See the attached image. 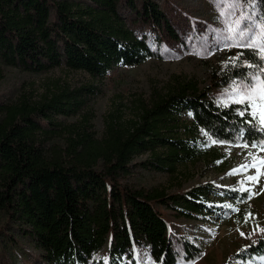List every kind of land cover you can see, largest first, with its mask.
I'll use <instances>...</instances> for the list:
<instances>
[{"label":"trees","instance_id":"1","mask_svg":"<svg viewBox=\"0 0 264 264\" xmlns=\"http://www.w3.org/2000/svg\"><path fill=\"white\" fill-rule=\"evenodd\" d=\"M121 4L137 19L175 35L154 0H0V66L32 73L65 67L102 79L115 66L156 57L147 39L120 17ZM249 5L264 19V0ZM234 76L222 73L213 85H226ZM94 89L56 84L35 98L22 94L0 103V213L6 224L20 226L47 264H142V251L153 264H181L172 229L156 204L196 217L211 209L204 196L210 182L185 195L136 188L124 181L133 159L149 153L142 165L175 172L207 153L197 131L253 145L264 137L260 120L248 104L220 105L187 87L141 104L131 120L111 117L101 137L85 114L70 124L59 120L79 114ZM184 112L190 126L180 120ZM229 190L225 197L234 199ZM247 196L242 192L237 199ZM181 247L184 262L202 255L187 238ZM257 258H264V232L222 264Z\"/></svg>","mask_w":264,"mask_h":264},{"label":"rangeland","instance_id":"2","mask_svg":"<svg viewBox=\"0 0 264 264\" xmlns=\"http://www.w3.org/2000/svg\"><path fill=\"white\" fill-rule=\"evenodd\" d=\"M154 1L169 20L174 36L162 27L137 19L125 4L119 5L118 13L130 28L147 39L157 52L156 57L131 67L115 66L102 79L65 67L32 73L0 66V103L15 101L22 94L35 98L56 84L71 87L93 84L94 93L82 111L75 116L59 117V120L70 124L80 121L85 114L90 118L91 130L101 137L111 117L131 120L137 116L141 104H148L157 96L181 87L196 89L214 102L225 105L237 103L235 101L245 86L264 82V60L260 54L251 48L229 46L233 41L227 38L230 35L228 24L235 20H241L243 24L245 16H251L250 23L254 25L247 31L255 32L258 37L264 33V19L256 17L249 0ZM257 43H264V40ZM226 72L235 74V79L226 85L214 86L217 76ZM180 120L187 126L191 124V118L185 112ZM260 124L264 129V124ZM196 136L207 146V153L197 161L178 165L175 172H164L142 165L150 160V156L149 153L140 154L133 159L131 172L124 181L136 188L165 189L167 194L176 195H185L192 188L210 182L204 196L211 209L196 217L187 218L171 207L156 206L172 229L173 246L181 264H222L264 232V174L259 183L247 181V177L257 174L251 165L264 160V137L245 147L246 144L239 142L214 140L202 131H197ZM244 165L249 167L244 169ZM261 172L264 173V168ZM229 189L236 193L231 195L236 196L234 199L225 197ZM244 189H250V192ZM242 192L248 195L245 201L237 199ZM5 221L0 213V264H47L31 240L21 233L20 226ZM183 238L201 248L199 259L184 262ZM138 254V248L134 246V256ZM140 258L142 264H153L145 251ZM233 264H264V258Z\"/></svg>","mask_w":264,"mask_h":264},{"label":"snow or ice","instance_id":"3","mask_svg":"<svg viewBox=\"0 0 264 264\" xmlns=\"http://www.w3.org/2000/svg\"><path fill=\"white\" fill-rule=\"evenodd\" d=\"M251 7L254 9L255 5L253 4ZM242 19L245 21L243 24L241 23V20H235L228 24L227 32L230 33V35L227 38L233 41V43L229 46L251 48L258 52L260 54V58L264 60V43H257L258 40H264V33H261L258 37L255 32L247 31V29L254 27V25L250 23L252 17L245 16ZM240 55H242V53ZM238 58L239 56L236 57V59ZM249 67H252V65H249ZM235 102H247L249 107L254 109L253 116L258 117L260 122L264 124V82H259L256 85L245 86V88L239 93ZM213 143H215V141H213ZM244 146L247 147L248 145ZM248 167L249 165L243 166L244 169H247ZM251 167L256 169L257 174L247 177V181L251 183H259L260 176L264 174L261 172V168H264V160L257 161V163L252 164ZM244 191L250 192V189H244ZM262 191H264V189H262ZM250 194L256 195L258 193ZM249 216H251L250 213Z\"/></svg>","mask_w":264,"mask_h":264}]
</instances>
